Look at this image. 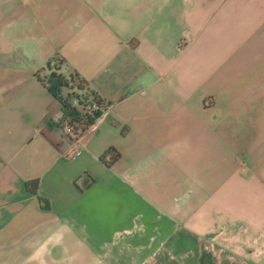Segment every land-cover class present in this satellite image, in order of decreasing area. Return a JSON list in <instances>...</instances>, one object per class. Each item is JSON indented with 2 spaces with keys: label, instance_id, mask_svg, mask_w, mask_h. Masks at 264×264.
Listing matches in <instances>:
<instances>
[{
  "label": "crops",
  "instance_id": "0c3cea01",
  "mask_svg": "<svg viewBox=\"0 0 264 264\" xmlns=\"http://www.w3.org/2000/svg\"><path fill=\"white\" fill-rule=\"evenodd\" d=\"M0 264H264V0H0Z\"/></svg>",
  "mask_w": 264,
  "mask_h": 264
},
{
  "label": "trees",
  "instance_id": "16d2710c",
  "mask_svg": "<svg viewBox=\"0 0 264 264\" xmlns=\"http://www.w3.org/2000/svg\"><path fill=\"white\" fill-rule=\"evenodd\" d=\"M60 60L52 59L45 70L51 71L48 74L46 86L49 92L59 100L61 104V117L54 123V126L64 133V125L71 129V133L65 134L70 142L76 141L94 123L95 117L102 113L104 102L93 93H88L87 82L78 73L69 77L64 76L61 70ZM44 82V81H43ZM96 102L99 106L94 114H89V106ZM121 157L116 148H110L101 158L107 165L111 166ZM26 189L38 197L43 209L51 208L50 201L39 194V180L34 179L26 182Z\"/></svg>",
  "mask_w": 264,
  "mask_h": 264
},
{
  "label": "built area",
  "instance_id": "2783aa9c",
  "mask_svg": "<svg viewBox=\"0 0 264 264\" xmlns=\"http://www.w3.org/2000/svg\"><path fill=\"white\" fill-rule=\"evenodd\" d=\"M102 104L104 105V108L101 110L102 111V113L100 114V115H98V116H96L95 117V120H94V123L87 129V131L86 132H84L76 141H74L73 143H76V142H78L86 133H88L89 131H91V130H93L98 124H100V122H101V120H102V114H103V111H104V109L106 108V103L105 102H102ZM89 114H94V112H96L97 110H98V108H99V106H98V104L96 103V102H93L89 107ZM67 133H71V129L67 126V124H65L64 125V133H62L63 134V136H66L65 134H67ZM79 153V151L78 150H76V149H74V150H72L69 154H68V156L70 157V158H73V157H75L76 156V154H78Z\"/></svg>",
  "mask_w": 264,
  "mask_h": 264
},
{
  "label": "rangeland",
  "instance_id": "374dc122",
  "mask_svg": "<svg viewBox=\"0 0 264 264\" xmlns=\"http://www.w3.org/2000/svg\"><path fill=\"white\" fill-rule=\"evenodd\" d=\"M43 73H44L45 77H47L48 74H51V71L45 70Z\"/></svg>",
  "mask_w": 264,
  "mask_h": 264
}]
</instances>
